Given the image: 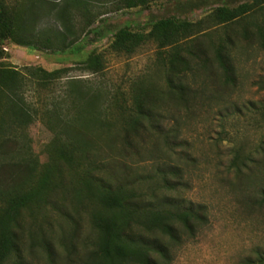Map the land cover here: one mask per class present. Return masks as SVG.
I'll list each match as a JSON object with an SVG mask.
<instances>
[{
  "label": "rangeland",
  "instance_id": "rangeland-1",
  "mask_svg": "<svg viewBox=\"0 0 264 264\" xmlns=\"http://www.w3.org/2000/svg\"><path fill=\"white\" fill-rule=\"evenodd\" d=\"M1 1L10 8L19 7L28 31L39 37L41 51L7 43L0 67L24 75L29 68L49 73L68 70L46 90L35 88L32 102L38 107L50 105L66 92L70 81L77 82V90L82 92L104 93L100 99L84 95L83 105L101 109V119L112 125V131L91 123L74 130L95 148L96 162L105 164H98L100 171L95 175L116 184L124 182L146 195L159 191L158 198L169 195L186 205L205 208L207 223L195 238H182L172 249L169 264H255L264 257V207L252 201L251 192L241 193L237 182L226 174L233 148L248 154L264 140V122L249 110L252 104L264 102V50L241 44L236 54L239 82L233 91L213 87L211 80L206 84L204 78L191 79L197 86L206 84V96L211 100L196 113L171 103L159 104L157 133L138 139L122 153L109 141L121 122L120 111L127 116L133 112L136 94L146 89L158 93L166 87L156 45L148 43L133 55L118 54L111 48L112 33L125 27L148 31L155 22L177 18L201 24L194 35L209 32L216 39L222 28L215 29L210 21L214 10L254 0H161L132 10L117 6L114 0ZM262 20L256 17V22ZM98 26L110 33L104 39L94 34L84 39ZM47 41L51 45L44 47ZM71 44L85 50L75 55ZM92 51L103 64L97 73L79 65ZM27 135L38 170L43 171L52 163L48 147L54 135L40 121ZM14 151L12 145L0 150V188L11 187L27 176L24 168L13 165ZM169 170L177 174L169 175L172 192L161 190L160 184V173ZM62 172L63 190L52 202L24 213L21 233L27 264H86L98 238L92 224L96 206L77 199L73 190L85 170L75 173L64 167Z\"/></svg>",
  "mask_w": 264,
  "mask_h": 264
},
{
  "label": "trees",
  "instance_id": "trees-1",
  "mask_svg": "<svg viewBox=\"0 0 264 264\" xmlns=\"http://www.w3.org/2000/svg\"><path fill=\"white\" fill-rule=\"evenodd\" d=\"M114 1L117 6L132 10L146 8L161 0ZM257 16L263 19L259 23L256 22ZM210 21L215 29L222 28L216 39L209 32L194 35L201 24L177 18L155 22L148 31L125 27L112 33L111 48L118 54L133 55L142 46L154 43L166 85L158 93L146 89L136 94L134 109L129 116L120 111L121 122L109 136V141L121 153L127 152L138 139L157 133L159 104L171 103L196 113L205 107V103H211L205 91L208 80L218 89L235 90L239 82L236 54L241 44L264 50V0L234 8L219 7L211 14ZM25 22L18 6L10 8L0 0V59L7 43L41 51L39 37L28 31ZM109 33L98 26L89 30L84 39L92 34L104 39ZM50 45L47 41L43 46ZM76 46L70 45L75 55L85 50L84 46ZM79 65L95 73L103 68L96 51ZM67 71L49 73L41 68H29L24 75L16 69L0 67V150L14 146L13 165L24 168L27 173L25 180L0 188V264H27L21 233L24 213L51 203L53 196L63 190L64 167L75 173L85 170L73 190L77 199H85L96 206L92 224L98 238L86 264H169L171 251L182 238H195L207 223L205 208L186 205L169 195L158 198L159 191L146 195L124 182L116 184L96 176L95 173L100 171L98 164H105L96 162L95 148L84 136L75 135L74 130L91 123L110 132L112 125H106L101 119V109L83 105L84 95L93 94L100 99L104 93L82 92L77 90V82L70 81L66 92L59 97L60 101L54 98L50 105L38 107L30 99L35 88L46 90ZM198 78L207 80L206 84L197 86L191 80ZM249 110L264 122V102L252 104ZM39 121L54 135L48 147L52 163L43 171L38 170L27 135ZM81 128L88 130L87 127ZM231 156L226 174L237 182L241 193L251 192L252 201L264 207V140L248 154L241 148H233ZM169 175L177 174L174 170L160 173L161 190L166 192L174 190ZM255 264H264V257Z\"/></svg>",
  "mask_w": 264,
  "mask_h": 264
}]
</instances>
